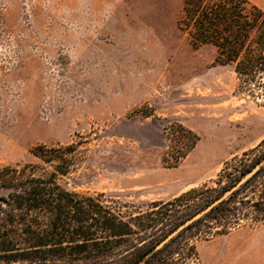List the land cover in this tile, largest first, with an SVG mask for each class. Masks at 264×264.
<instances>
[{"label": "rangeland", "instance_id": "obj_1", "mask_svg": "<svg viewBox=\"0 0 264 264\" xmlns=\"http://www.w3.org/2000/svg\"><path fill=\"white\" fill-rule=\"evenodd\" d=\"M183 1L0 0V165L76 143L68 188L146 207L213 185L257 147L264 77L249 83L213 46L193 48L177 24ZM168 121L200 136L177 167L162 162ZM195 244L198 264H264V223Z\"/></svg>", "mask_w": 264, "mask_h": 264}, {"label": "trees", "instance_id": "obj_2", "mask_svg": "<svg viewBox=\"0 0 264 264\" xmlns=\"http://www.w3.org/2000/svg\"><path fill=\"white\" fill-rule=\"evenodd\" d=\"M177 24L193 48L213 46L216 62L232 65L239 78L264 77V9L251 0H184ZM162 126L169 141L162 162L177 167L200 136L178 121ZM263 146L264 139L225 162L213 185L142 207L68 188L63 180L81 157L77 144H39L31 150L39 163L0 165V264H198L195 241L228 234L243 221L264 223Z\"/></svg>", "mask_w": 264, "mask_h": 264}, {"label": "water", "instance_id": "obj_3", "mask_svg": "<svg viewBox=\"0 0 264 264\" xmlns=\"http://www.w3.org/2000/svg\"><path fill=\"white\" fill-rule=\"evenodd\" d=\"M259 169V166L254 167L240 182L239 184L243 183L248 177H250L252 174H254ZM238 184V185H239ZM237 185V186H238ZM237 186L233 187L232 189H229L222 197L218 198L212 205L195 215L194 217L190 218L186 222H184L182 225H180L176 230H174L172 233H170L159 245L158 248L163 246L166 242H168L172 237H174L179 231H181L184 227L189 225L193 220L200 217L202 214L207 212L214 204L220 202L225 196H227L229 193H231Z\"/></svg>", "mask_w": 264, "mask_h": 264}, {"label": "crops", "instance_id": "obj_4", "mask_svg": "<svg viewBox=\"0 0 264 264\" xmlns=\"http://www.w3.org/2000/svg\"><path fill=\"white\" fill-rule=\"evenodd\" d=\"M254 4L264 9V0H251Z\"/></svg>", "mask_w": 264, "mask_h": 264}]
</instances>
